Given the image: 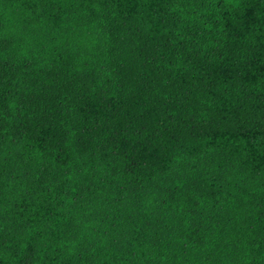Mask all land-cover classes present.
I'll use <instances>...</instances> for the list:
<instances>
[{
  "label": "trees",
  "instance_id": "trees-1",
  "mask_svg": "<svg viewBox=\"0 0 264 264\" xmlns=\"http://www.w3.org/2000/svg\"><path fill=\"white\" fill-rule=\"evenodd\" d=\"M0 264H264V0H0Z\"/></svg>",
  "mask_w": 264,
  "mask_h": 264
}]
</instances>
